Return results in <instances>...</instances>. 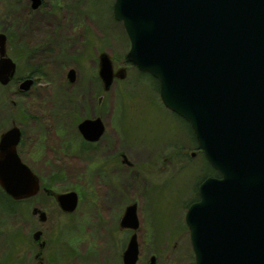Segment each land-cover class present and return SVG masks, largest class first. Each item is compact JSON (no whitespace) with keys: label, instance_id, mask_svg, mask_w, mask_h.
<instances>
[{"label":"rangeland","instance_id":"374dc122","mask_svg":"<svg viewBox=\"0 0 264 264\" xmlns=\"http://www.w3.org/2000/svg\"><path fill=\"white\" fill-rule=\"evenodd\" d=\"M114 3L45 0L44 9L30 16L27 4L0 0V34L9 38L8 53L15 57L37 50L36 63L43 68L41 90L16 97L24 111L32 107V114L42 121L30 128L24 125L28 136L36 129L39 141L37 153L27 145L23 155L55 193L74 191L81 196L72 215L65 216L56 206L50 212L53 264L120 263L126 234L114 225L126 206L137 204L143 225L150 216L155 223L180 216L192 199L197 201L200 184L208 177L203 152L186 124L164 106L156 79L127 60L131 44L122 22L114 18ZM103 53L112 59L115 71L125 74L123 79L116 77L109 90L98 77V59ZM26 64L21 60L22 67ZM70 68L77 73L75 85L66 84ZM4 93L0 86V101ZM10 112V108L6 112L0 108V114ZM96 116L106 124L105 138L98 152L81 155L76 126ZM119 152L135 163L128 181L126 171L120 175L109 172L110 164L104 166L106 161L118 162ZM0 203V261L15 260V242L31 243L35 225L24 215L18 219L3 214L12 207L6 197L0 195ZM152 237L143 226L139 264H145L149 253L158 255L163 264L194 263L190 246L176 252L171 247L158 250L148 242ZM21 264H29L24 256Z\"/></svg>","mask_w":264,"mask_h":264},{"label":"water","instance_id":"95a60500","mask_svg":"<svg viewBox=\"0 0 264 264\" xmlns=\"http://www.w3.org/2000/svg\"><path fill=\"white\" fill-rule=\"evenodd\" d=\"M40 5L33 0L34 9ZM113 13L130 40L127 60L159 82L164 106L191 126L219 174L201 183L200 200L188 210L193 264H264V0H115ZM5 42L0 34L1 57ZM14 70L10 59L0 60V82L8 83ZM99 76L109 90L125 74L115 73L103 53ZM68 79L74 82V70ZM79 130L94 142L105 126L101 118L86 119ZM20 136L14 128L0 144V185L16 200L40 187L16 153ZM57 201L73 213L78 195L61 193ZM138 225L132 203L122 226L136 230ZM138 258L134 233L123 261L136 264Z\"/></svg>","mask_w":264,"mask_h":264},{"label":"flooded vegetation","instance_id":"af4514ba","mask_svg":"<svg viewBox=\"0 0 264 264\" xmlns=\"http://www.w3.org/2000/svg\"><path fill=\"white\" fill-rule=\"evenodd\" d=\"M19 1L21 5L23 4L28 5V10H29L28 15L30 16L34 12L42 11L45 7V0H41V5L37 9L33 8V0H19ZM5 36H6L5 55L1 57V54H0V60L10 59L15 65V70H14L13 76L11 77L8 83L3 84L0 82V86L5 90V93L0 101V108H3L4 112H6L7 108L11 109V112H10L11 115L0 114V144L2 141L3 135L7 134L14 128H17L20 130L21 136H20L19 142L16 145V153L18 157L20 158V160L24 164H26L32 170V172L38 177L40 187H39V191L35 195L28 197V198L16 200V199H13L11 196H9L0 185V195L3 198L6 197L12 203V207L8 211H3L4 212L3 214L14 216L15 218H18V219H20L21 216L24 215L26 218L28 219L30 218V221L32 220L33 225H35V228H33L31 243L23 244L22 242H20V239H18L15 242L14 246L16 248L17 259L15 260L4 259L0 261V264H13L12 261H16L21 264L23 256L25 257V260L29 264H53V261L55 259V252H54L55 246L51 239L50 225L51 223H53L52 222L53 218L51 217L50 212L51 210H53L54 206H56V208L60 209L61 212L64 213L65 216L72 215L74 212H76V210L79 207L81 196L79 195L78 192H76L78 195V204H77L76 210L73 213L64 212L61 209L57 201V195L61 193H55L54 190H52L53 189L52 186L49 187L50 184L43 183L41 179L39 178V176L34 172V166L32 165V163L27 162L25 159V156L23 155V149L25 148V146L29 145L31 149L36 150L37 148L35 147L38 146V141H39V137L37 138V135H36V129L33 132V135L28 136L27 129L25 128L24 125H26L27 128H30L32 125L36 126L38 123H41L42 121L41 120L39 121L38 117L32 114V111H31L32 107H30L29 112L24 111V109L22 108V105L19 104L18 101H16V97L25 98L26 96L32 94L33 92L37 93L39 90H41L39 89V80L40 79L42 80L41 71L43 70V68L42 66H40V64L36 63L38 59V54H39V51L37 50H31L22 56H19V55L15 57L11 56L8 53L9 38L6 34ZM21 60H25V62L27 63L24 67L21 66ZM98 62H99L98 66L100 69V57L98 59ZM71 70L75 71L74 82H70L68 79V74ZM118 71H115V68H114L115 73L120 72ZM66 75H67L66 80H68L67 81L68 83L66 84L75 85L77 81L76 70L73 68H70ZM98 77L101 82L99 71H98ZM27 82H29V84H26ZM101 84L104 87L103 83ZM24 85L28 87H24ZM6 91H8L9 94H7ZM9 104H11V107ZM36 108H37V105H36ZM97 118H100V117L96 116L94 118H88V119H97ZM79 124L76 126V129H75L76 134L78 133L77 138L80 139L77 145L79 153L83 155L86 153L90 154V153L98 152L100 150V145L103 139L105 138L104 136L107 131L106 124L104 123L105 131L103 135L97 141H94V142L88 141L83 137V135L81 134L79 130ZM44 137L46 138V135ZM12 145L13 143H10V149L13 148ZM71 149H73V147H71ZM33 152L37 153V150ZM175 154L176 156L180 155L177 153ZM34 155L36 156V154ZM117 157H118V162H113L111 160L108 162L106 161L104 163V166L106 164L107 165L110 164L111 169H109V172H112V171L119 172L120 175H122V173L126 171V178L128 181L129 178L127 175H129V173L131 172L133 173L132 167L135 166V163H133L132 160L129 159V157L123 152H119L117 154ZM112 183L114 184V182ZM116 192H118V190H116ZM108 196L110 197L111 195H108ZM116 197L117 195H115V198ZM40 198H43L45 200L43 204L38 203V200ZM199 200H200V196H198V199L196 202H198ZM108 202L111 203V201H108ZM192 205H193V199L190 201L187 211L184 212L182 215L167 217L159 223H155L153 221V216H150L148 219L149 221H147V223H144L143 225L144 219L142 220L140 215H138L139 225L136 230L124 228L122 226V218L126 211V208L128 207L126 206L124 210H122L119 218L117 219L116 225H114V228L118 229L121 234L122 233L124 235L126 234L125 239H124V244H123L124 247L120 254V260H119L120 263H117V264H124L123 253L125 252L128 246L129 240L134 233L137 234V240H138V245H139V259L136 264L140 263V254H141V249H142L140 234H141V230L143 226L144 228L147 229V233L153 236L151 238L153 242L152 241H148V242L151 243L150 245H152L154 249L159 248L158 250H164V249L171 247L172 250H175L176 252L177 249H180V248L183 249V248H187V246H190V248L193 251L192 233H191V229L189 227L188 221H187L188 210L190 209ZM177 227L179 228L178 230H177ZM38 232H40L41 234L38 240H36L35 234ZM165 234H167V236L163 237V235ZM122 241L123 240H121V243ZM24 245L28 247L24 248ZM24 250H27V251H24ZM150 250H153V249H150ZM23 251L24 253H22ZM29 256L31 260L29 259ZM180 260H185V259L180 258ZM145 264H163V260L158 255L149 253ZM191 264H193V262Z\"/></svg>","mask_w":264,"mask_h":264},{"label":"trees","instance_id":"16d2710c","mask_svg":"<svg viewBox=\"0 0 264 264\" xmlns=\"http://www.w3.org/2000/svg\"><path fill=\"white\" fill-rule=\"evenodd\" d=\"M144 74H146V73H144ZM147 75H149L148 73H147ZM157 81V80H156ZM157 83H158V81H157ZM159 85V84H158ZM177 116V115H176ZM178 118L183 122V123H185L186 124V126L189 128V130L191 131V133L193 134V140L195 141V143H196V145H197V148L198 149H200L199 148V146H198V143H197V141H196V138H195V135H194V133H193V130H192V128H191V126L184 120V119H182L181 117H179L178 116ZM201 150V149H200ZM205 160H206V158H205ZM206 163H207V172L208 173H206V175L208 176V177H211V176H219V174L211 167V165L208 163V161L206 160ZM205 178H207V177H205Z\"/></svg>","mask_w":264,"mask_h":264},{"label":"bare ground","instance_id":"6f19581e","mask_svg":"<svg viewBox=\"0 0 264 264\" xmlns=\"http://www.w3.org/2000/svg\"><path fill=\"white\" fill-rule=\"evenodd\" d=\"M216 177V176H215ZM217 177H219V176H217Z\"/></svg>","mask_w":264,"mask_h":264}]
</instances>
